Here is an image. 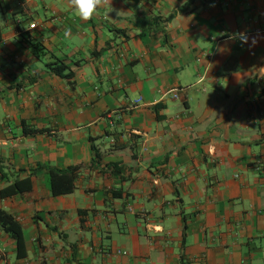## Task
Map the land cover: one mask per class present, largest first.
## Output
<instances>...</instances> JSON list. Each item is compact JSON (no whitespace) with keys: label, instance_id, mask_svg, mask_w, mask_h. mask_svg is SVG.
Instances as JSON below:
<instances>
[{"label":"crops","instance_id":"obj_1","mask_svg":"<svg viewBox=\"0 0 264 264\" xmlns=\"http://www.w3.org/2000/svg\"><path fill=\"white\" fill-rule=\"evenodd\" d=\"M188 1L0 0V264H264V0Z\"/></svg>","mask_w":264,"mask_h":264},{"label":"trees","instance_id":"obj_2","mask_svg":"<svg viewBox=\"0 0 264 264\" xmlns=\"http://www.w3.org/2000/svg\"><path fill=\"white\" fill-rule=\"evenodd\" d=\"M195 0H189L182 8H180V12L189 10L194 4ZM176 14H172L166 18L156 17L151 20V22L147 21L149 25L148 27L153 26L154 24H159L161 22V26H164L171 22L175 18ZM153 24V25H152ZM158 27V25H157ZM155 27V29L157 28ZM46 68L48 72L56 75L58 77L71 80L74 77V73L71 71L68 65H66L63 61L55 59L51 62L46 63ZM96 156H98V151L95 145L92 146ZM49 171L52 180V193L54 195H64L67 193H71L73 191V182L76 177L77 171L80 169L79 166H73L66 170H59L51 167H44ZM63 184V185H62ZM32 189V184L30 177L24 179L21 182H16L8 188L1 191V197H11L16 195L17 193H27ZM0 224L3 226V230L10 234V236L16 241L18 246L19 255L23 254L24 248V235L21 225L13 219L12 216L5 212H0Z\"/></svg>","mask_w":264,"mask_h":264},{"label":"clouds","instance_id":"obj_3","mask_svg":"<svg viewBox=\"0 0 264 264\" xmlns=\"http://www.w3.org/2000/svg\"><path fill=\"white\" fill-rule=\"evenodd\" d=\"M71 8L75 11L76 15L79 16L81 20H90L101 7L110 6L111 0H69ZM233 39H240L242 44L249 43V37L246 33H236L233 34ZM252 44L256 43V38H251ZM2 77V73H0Z\"/></svg>","mask_w":264,"mask_h":264},{"label":"built area","instance_id":"obj_4","mask_svg":"<svg viewBox=\"0 0 264 264\" xmlns=\"http://www.w3.org/2000/svg\"><path fill=\"white\" fill-rule=\"evenodd\" d=\"M174 98H178V95H177V93H174ZM141 101V100H140ZM140 101H138V102H140Z\"/></svg>","mask_w":264,"mask_h":264}]
</instances>
